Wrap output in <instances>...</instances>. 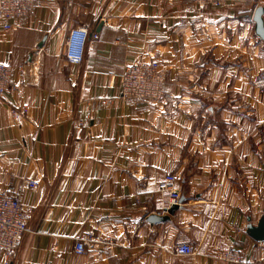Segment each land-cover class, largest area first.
I'll return each mask as SVG.
<instances>
[{"label":"crops","instance_id":"1","mask_svg":"<svg viewBox=\"0 0 264 264\" xmlns=\"http://www.w3.org/2000/svg\"><path fill=\"white\" fill-rule=\"evenodd\" d=\"M259 6L42 0L12 30L0 25V59L21 85L0 98V188L21 193L28 226L10 264H231L216 258L229 248L240 264H264V242L247 234L264 214ZM78 27L98 38L75 66L65 42ZM153 59L163 99L124 98L125 67ZM20 105L22 123L11 113ZM168 175L183 198L174 215L158 190ZM25 179L38 189L22 190ZM78 238L92 239L82 254ZM180 245L196 254L175 255Z\"/></svg>","mask_w":264,"mask_h":264},{"label":"built area","instance_id":"2","mask_svg":"<svg viewBox=\"0 0 264 264\" xmlns=\"http://www.w3.org/2000/svg\"><path fill=\"white\" fill-rule=\"evenodd\" d=\"M42 0H0V25L10 31L14 25L26 18ZM198 9L208 6H221L222 0H191ZM193 23H196L194 20ZM98 34L86 27L73 28L69 31L65 42V60L70 65H81L87 43L90 39H97ZM22 69H19L21 73ZM17 69L10 60L0 59V98L10 92L19 93L21 85L16 80ZM166 71L156 59L139 61L125 67L122 75V96L135 99L145 104H153L163 99L165 95ZM13 118L22 123L28 108L25 105L11 108ZM177 179L168 175L159 183L158 190L168 193L170 204L164 213L174 206H180V194L176 187ZM38 182L25 179L22 190L35 191ZM161 215V214H159ZM28 232L26 212L24 210L21 193L5 191L0 188V254L4 256V264H10V257L20 245ZM91 238L76 239L75 251L78 254L85 252ZM177 256H192L196 251L190 245H180L174 250ZM216 258L225 263L240 264L243 257L239 250L229 248L218 253Z\"/></svg>","mask_w":264,"mask_h":264},{"label":"water","instance_id":"3","mask_svg":"<svg viewBox=\"0 0 264 264\" xmlns=\"http://www.w3.org/2000/svg\"><path fill=\"white\" fill-rule=\"evenodd\" d=\"M253 23L255 28V34L256 36L263 41L264 43V6H259L255 9L254 15H253ZM183 198L180 199V203H182ZM179 208V206L172 207L169 211V215H174L176 210ZM165 220L164 216L161 215H152L150 217L151 222H162ZM250 223L247 227V234L255 241L262 243L264 242V214L259 221L258 225L254 226L251 223V220H249Z\"/></svg>","mask_w":264,"mask_h":264}]
</instances>
